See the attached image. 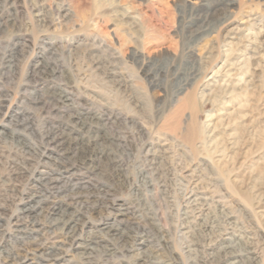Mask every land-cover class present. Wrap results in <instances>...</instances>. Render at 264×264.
<instances>
[{"label": "rangeland", "instance_id": "rangeland-1", "mask_svg": "<svg viewBox=\"0 0 264 264\" xmlns=\"http://www.w3.org/2000/svg\"><path fill=\"white\" fill-rule=\"evenodd\" d=\"M0 21V264L22 243L8 220L33 171L44 175L34 192L55 202L67 204L76 183L111 191L124 214L81 216L83 238L110 224L146 227L150 246L107 236L91 263L74 248L64 264H264V0H1ZM39 62L63 72L45 75ZM195 75L203 80L189 84ZM211 78L214 94L203 96ZM81 112L112 118L99 127L106 155L94 171L68 170L66 146L39 161L50 132L86 135L74 124ZM222 112L212 133L210 116Z\"/></svg>", "mask_w": 264, "mask_h": 264}, {"label": "bare ground", "instance_id": "bare-ground-1", "mask_svg": "<svg viewBox=\"0 0 264 264\" xmlns=\"http://www.w3.org/2000/svg\"><path fill=\"white\" fill-rule=\"evenodd\" d=\"M15 1L16 0H11L12 4H14ZM41 15H42L41 13L37 14V16H41ZM0 23H1V21H0ZM15 49H16V47H15ZM48 49L49 48H47V50ZM192 52L193 51H191V53ZM46 61L48 62V60H46ZM12 63H13V61H12ZM57 66L51 67L49 64H46L44 62H39L38 64H36V68H38V70L45 73V75L48 74L50 76H55L58 72H63ZM200 72L201 71L199 70V73ZM216 75L217 74L214 73L213 77H215ZM2 78L3 77H1L0 79H2ZM196 78H197V75L194 76V79H192L191 81L190 80L188 81L189 84L192 85L195 82H199L200 80H203V79H196ZM115 81L118 83L123 82L122 80H115ZM214 82H215V80L213 78L209 79V81H207L205 83L203 81L201 82L202 87H204L202 89V92H204V93H202L203 96L207 95V97H208L212 93L214 94L213 91H212V93H206L207 90H211L212 87H214ZM223 86H224V84H223ZM5 95H6L5 91H2L0 89V98L1 97L4 98L3 96H5ZM187 98L191 103H193L195 101L194 93L191 92ZM60 99L63 102L62 104L68 105L69 101L71 100L69 97V92L65 91L64 94H61ZM179 112L177 114H179ZM81 113L85 115V120H83V122H81V123L75 122L74 124L76 126H79L78 130L81 132H85L86 135H84L83 138L69 137L68 139H65V140L62 138L63 141H60L61 135L59 133H57L55 131L50 132L49 136H47V138H46V140H47L45 143L46 146L44 145L45 147L43 148V152H41L42 154H39V157H38L39 161L42 159V156H45L44 153L46 152V149H49L52 146H54V147L66 146V147H63L65 149V151L62 154L63 155L66 154L67 159L71 160L69 167H68V170L74 171V170L78 169V167L82 168V169H87V170L89 169L91 171L93 170V166H91L90 162L97 160V159L100 160L103 158L104 155H106V151H105L106 146L101 148V146L99 145V143L101 141L100 138H102L104 142L106 141V139L104 137L99 135V130L101 129V128L99 129V127L108 126V124L111 123L112 118L101 117L100 118L101 121H98L97 120L98 118L96 119L97 121H95L94 120L95 116L91 115V116H93L91 118L89 112H85V113L81 112ZM226 114H227V112H222V113L218 114L219 116L218 115L217 116L216 115L210 116V119H209L210 123L208 124V127L212 133H215V130H216L214 122L220 117V115L224 116ZM106 115H108V114H106ZM76 117H79L77 113H73L70 115V119H74ZM80 118L81 117H79V119ZM113 118H115V117H113ZM81 119H83V118H81ZM90 119H91V123L89 121ZM26 126H28V125H26ZM212 127H214V128H212ZM28 128H30V127H28ZM93 131H94V133L97 132L98 134L90 135ZM256 132H259V131H256ZM18 133L20 134L21 132L18 131ZM185 133H186L185 136H184V134H183V136L186 137L187 139L191 140V141L196 136L195 129H192V127L187 128ZM208 142H210V141H208ZM214 143L216 144V142H214ZM28 150H27V154L28 153H33V154L36 153L35 151L32 152V149H28ZM218 157L219 158L216 159L215 162L218 163V166H220L223 163L224 159L222 158V155H218ZM112 161H114V159ZM114 162H117V161L115 160ZM224 163H226V162H224ZM220 168H222V167H220ZM113 169L114 170H113L112 175H115V174L119 173V171H120V169L117 167V165H115V167ZM33 172L26 179V183H25L26 185L24 184L25 188H23L22 191H18V193H17L18 196H16L17 198L15 200H18V204H21V206L19 207L18 204H17V207L15 206L16 207L15 214H14V216H10L9 220H8L9 228L12 229L11 232L14 233L16 235V237L18 236L20 239H22V243L20 244V246H18L19 247L18 249H10L8 251H3L4 254L2 256V259H3L2 264H64L63 262L66 260L68 253L70 251H72L74 248L83 249L80 251V253H78L79 254L78 256H80L84 259L86 258L88 260V259H90V255H91L92 251L95 249L97 250V246H100L102 244L103 240L109 239V238L110 239L108 241H110V242L115 241V239L121 240L120 238L131 239V241L133 243L131 245L132 250L133 249H142L143 248L142 246H145V245L150 246V243L147 244V241H149V240L147 238L143 237L147 234L146 229H145L146 228L145 225L142 226L139 224V222L138 223L135 222L134 226H133L132 224L128 223L129 220H127L128 225L126 227H121L120 223L110 224V225H107V227H101V228L99 227L100 228L99 229L100 235L93 234L90 238H83V236H82L83 224H80V222H79L82 220L81 216H87L88 217V216L94 215L96 213H99L102 216V214L105 212L107 214L108 213H114L113 214L114 216L118 215L119 210L117 211V208L115 205V199H113V198L111 199V197H110V194H112V193H110L111 191L108 189V187L92 185L89 183L88 184H78V183L73 184V187L69 190V192L67 194L63 195V197L67 198L69 201L67 204H65L62 202H58V201L55 202L53 200H49L50 197L48 198V196H47V198H42L41 195H38L36 192H34L36 189L39 188L40 184H42L44 182V175L37 174V176H35V174ZM22 173H23V171L21 169L20 170L18 169L17 171L14 170L13 174L16 177H19V176L21 177L23 175ZM11 188H12V191H17L15 188V185H12ZM26 188H28L33 193L32 192H26ZM28 193H30V195H28ZM13 197H14V195H13ZM46 199H47V201H46ZM45 201L47 202L46 205L44 204ZM65 205L66 206L67 205L73 206V210L67 211V208ZM260 212H262L261 216L263 218L264 217V210H261ZM119 213H121L120 215L124 214L123 212H119ZM40 215H41L42 219L45 220L44 222L41 221L42 219L40 218ZM93 217L95 218L96 216H93ZM103 224H107V223L104 222ZM104 228H106L107 230L104 231ZM29 229H31V232L28 231ZM50 230H52L51 233H53L52 238L54 240L52 242H50L51 244H47L46 242H42L41 238H39V237H41V236L44 237L45 235H47V233L50 232ZM107 236L109 238H107ZM129 245H130V243H129ZM0 246H1V242H0ZM122 246H124V245H122ZM103 248H105V247H103ZM106 249H107V251L111 250L109 247H107ZM100 251L102 252V250H100ZM143 252H146V250L140 251L137 255L139 257H141ZM103 253H105V252H103ZM239 255L242 257L241 254H239ZM224 259H226V258H224ZM87 260H85V261H87ZM148 261H149V259H144V263H142V264H145ZM88 262H90V261L88 260ZM219 262H220V260H219Z\"/></svg>", "mask_w": 264, "mask_h": 264}]
</instances>
